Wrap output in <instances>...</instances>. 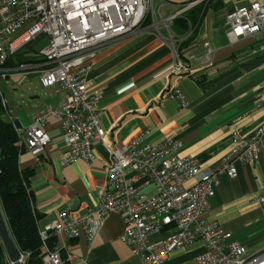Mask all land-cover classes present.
<instances>
[{
    "label": "built area",
    "instance_id": "built-area-1",
    "mask_svg": "<svg viewBox=\"0 0 264 264\" xmlns=\"http://www.w3.org/2000/svg\"><path fill=\"white\" fill-rule=\"evenodd\" d=\"M210 1L187 0L175 5L176 11L171 12V0H0V66L42 36L47 44L38 50V63L29 69L38 70L43 88L64 93L59 109L44 108L26 127L18 126L5 109V102L0 101L18 145L39 161L51 141L45 124L55 119L66 152L62 166L77 160L92 163L97 145L109 157L97 207L87 210L77 221L70 219L68 210H62L38 229L41 264H67L69 256L62 255L65 245L48 243L56 238L75 240L80 236L90 243L110 213L122 220L120 239L140 264H164L172 252L196 242L203 246L196 264H264V250L248 254L217 222L204 218L218 186V175L233 179L236 164H264V124L249 132L233 125L228 155L217 170H203L199 160L179 156L176 144H145L144 135L125 146L110 144L108 133L100 126L98 95L87 91L91 60L97 51L145 31L152 32L170 49L169 75L177 79L190 75L192 70L178 50L195 27L188 22L187 34L175 36L171 25L195 7L203 5L202 12L205 11ZM166 8L169 14L164 16ZM224 26L229 43L264 33V0L233 8L225 16ZM202 46L201 65L210 66L209 43ZM6 72L0 67L2 77ZM168 89L166 83L164 92ZM170 95L180 101L181 110L186 108L180 90L173 88ZM260 100L264 104V82ZM255 202L264 215V194ZM156 235L162 237L153 241Z\"/></svg>",
    "mask_w": 264,
    "mask_h": 264
},
{
    "label": "crops",
    "instance_id": "crops-1",
    "mask_svg": "<svg viewBox=\"0 0 264 264\" xmlns=\"http://www.w3.org/2000/svg\"><path fill=\"white\" fill-rule=\"evenodd\" d=\"M185 1L171 0L173 5ZM252 1L257 0L212 1L192 39L180 50L181 58L192 70L181 79L169 75L172 53L150 31L101 47L91 60L86 84L89 93L98 95L100 126L108 133V142L125 146L144 135L145 144H176L179 156L199 160L203 170H217L229 153L233 125L249 132L264 124V104L260 100L264 33L229 43L224 26L228 12ZM204 42L209 43L212 61L205 67L201 65ZM30 50L31 44L10 56L20 65L5 68L8 72L2 78L12 74L14 81L22 82L25 75L18 73L38 63ZM166 83L169 89L164 92ZM173 88L183 94L185 109L181 110L180 101L170 95ZM50 89L44 106L35 111L26 114L15 110L12 115L4 101L5 109L18 126L26 127L44 108H60L64 93ZM58 125L55 119L45 124L51 141L39 161L25 148L18 157L19 168L33 172L29 191L32 209L38 215V229L62 210H68L70 219L80 220L87 210L97 207L99 192L106 183L109 157L100 145L94 149L92 163L77 160L65 166L60 164L66 152ZM235 169L237 175L233 179L218 175V186L204 218L217 222L232 241L243 246L248 254H255L264 250V215L255 202L256 197L264 194V164H236ZM122 233V220L110 213L92 242L80 236L75 240L56 238L53 243L65 245L62 255L69 256L67 264H140L121 241ZM161 237L156 235L152 240ZM202 252V243L196 242L172 252L164 264H196L195 259Z\"/></svg>",
    "mask_w": 264,
    "mask_h": 264
},
{
    "label": "trees",
    "instance_id": "trees-1",
    "mask_svg": "<svg viewBox=\"0 0 264 264\" xmlns=\"http://www.w3.org/2000/svg\"><path fill=\"white\" fill-rule=\"evenodd\" d=\"M212 1L209 2L205 11L202 12L203 5H201L182 18L174 20L171 25L173 33L185 36L188 32V22L195 27L196 31L204 14L210 9ZM193 34L182 42L178 50L179 55L181 48L192 39ZM19 65L20 63H14L9 58L0 67L11 68ZM23 150L24 148L18 145V137L0 104V205L12 239L24 257V264H41L43 251L38 236V215L32 209L33 197L29 191L33 172L30 169L22 170L18 166V157ZM48 244H53V240ZM0 264H8L1 242Z\"/></svg>",
    "mask_w": 264,
    "mask_h": 264
},
{
    "label": "rangeland",
    "instance_id": "rangeland-1",
    "mask_svg": "<svg viewBox=\"0 0 264 264\" xmlns=\"http://www.w3.org/2000/svg\"><path fill=\"white\" fill-rule=\"evenodd\" d=\"M174 11H176V7L172 5L171 12ZM167 14H169L168 8L163 12L164 16ZM46 44L47 39L41 41L39 37L36 42L31 43V50L29 53L38 60V50ZM2 69L5 68L2 67ZM18 74L22 76L25 75L20 83L14 81L11 76L12 74L7 75V78H2L0 74V96L3 98V101L6 102L7 107L12 109V115L15 110H20L27 114L30 113V111L37 110L40 106H44L51 91L50 88H43L41 86L38 70L21 71Z\"/></svg>",
    "mask_w": 264,
    "mask_h": 264
},
{
    "label": "water",
    "instance_id": "water-1",
    "mask_svg": "<svg viewBox=\"0 0 264 264\" xmlns=\"http://www.w3.org/2000/svg\"><path fill=\"white\" fill-rule=\"evenodd\" d=\"M0 242L6 256V262L8 264H24L23 256L18 251L10 234L1 205H0Z\"/></svg>",
    "mask_w": 264,
    "mask_h": 264
}]
</instances>
